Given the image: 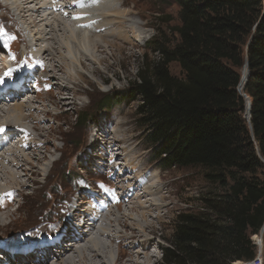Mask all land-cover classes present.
<instances>
[{"label":"rangeland","instance_id":"1","mask_svg":"<svg viewBox=\"0 0 264 264\" xmlns=\"http://www.w3.org/2000/svg\"><path fill=\"white\" fill-rule=\"evenodd\" d=\"M125 1L119 11L129 12L123 24L127 40L122 36L111 39L120 45L113 48L97 38L102 46L91 50L98 60L96 63L77 53L83 62V67L77 68L82 76L79 80L78 66L73 63L68 49L75 38L72 20L66 18L69 43H66L68 38L62 39L54 20L59 16H50V24L41 23L39 30L54 28L52 35L57 39L44 43V46L52 43L54 61L47 60L51 73L48 67L47 72H43L25 52L29 50L26 42L36 49L43 45L38 42L40 35L30 34L23 22L17 24L12 9L16 12L18 5H14L13 0H0V89L4 92L3 82L13 78L25 86L27 96L34 102V110L24 113L27 118L25 137H28L23 138V146L27 148H16L17 139L5 143V147L20 152L26 148L21 153L36 163V168L30 170V166L12 155L7 156L9 161L0 160V193L11 189L17 195L13 205L0 211V237L23 231L17 236L22 242L6 241L12 251L52 243L59 234L74 227L69 222L78 202L82 201L81 207L74 215L89 210L98 212L101 205L105 206L104 200H108L105 210L97 213L103 215L101 221L89 233L92 231L90 234L111 254L106 258L105 252L99 250L97 259H88L87 263L77 261L79 256L76 255V264H113L115 260H119L118 264H163V250L170 245L178 216L203 213L205 199L215 198L225 191L218 183L209 182L205 169L163 164L155 159L148 146L137 115L141 100L130 102L127 92L143 66L145 55L150 62L158 57L149 48L153 39L162 36L172 44L178 40L176 28L181 25L180 10L175 0ZM6 5L8 10L4 8ZM31 6L38 7V2ZM169 69L173 76L184 77L177 63H172ZM244 69L240 71L242 78L248 74ZM52 76L53 80H44ZM240 91L249 110V98L241 87ZM24 102L21 99L13 104ZM84 117L89 120L84 121ZM245 118L249 120L247 112ZM104 136H108L109 141L111 138L121 141L108 144ZM32 148L42 158L39 163ZM118 150L122 152L119 156L115 153ZM12 160L26 167L17 171L11 168ZM83 218L86 219L85 215L79 219ZM40 221L49 222L37 226ZM74 224L78 226L79 220ZM33 225L36 228L28 230ZM103 229L109 233L113 230L112 237L100 235ZM253 239L257 254L262 245L264 255V238L262 241L260 234ZM84 246L90 247L86 242L78 247Z\"/></svg>","mask_w":264,"mask_h":264},{"label":"trees","instance_id":"2","mask_svg":"<svg viewBox=\"0 0 264 264\" xmlns=\"http://www.w3.org/2000/svg\"><path fill=\"white\" fill-rule=\"evenodd\" d=\"M175 2L178 40L153 39L158 57L145 55L127 97L141 100L139 124L156 160L203 168L225 191L205 199L203 213L178 216L163 264L249 262L264 227V0ZM172 63L184 77L171 74Z\"/></svg>","mask_w":264,"mask_h":264},{"label":"bare ground","instance_id":"3","mask_svg":"<svg viewBox=\"0 0 264 264\" xmlns=\"http://www.w3.org/2000/svg\"><path fill=\"white\" fill-rule=\"evenodd\" d=\"M36 2H38V7H32L31 5L35 4ZM50 2L51 3H48L45 0L44 1L43 0H13V4L18 5L16 6V9H17L16 12H18V14H16V12L12 9L17 24L20 25L19 22H23L24 26L27 25L26 28L29 29L28 32L30 34L40 35V37H38V42L42 43L43 45L41 44L38 45L39 48L36 49L35 46L29 45L26 42L25 45L26 47H29V50L26 49L25 52L28 57L33 59L34 64H36V66L39 67L43 72H47V67L48 68L51 67L48 62L54 61V56L52 52L53 46L51 47L52 43L47 46H44V43L49 42V41L53 42V40H57L52 35L53 33L55 34L54 28H52L50 31H47V29L45 28H43L42 30H39V27H41V23H44L46 21L49 24L51 23L50 16L52 17L53 15L59 16L54 20L58 23L57 24L58 29L62 33V36H63L62 39L64 38L67 39L68 38L67 34L70 33L69 32L70 30H68L69 27L67 25L66 18H70L72 20L71 27H73V32L75 33V38L73 41L74 43L70 42V38L66 40V43L70 42L71 44V46H68V49L70 51V55H72L73 57V60H74L73 63L76 66H78L76 67V74L79 80L82 79V76L77 68L79 67L82 68L83 62L81 61V59H79V57H77L76 55L77 53H81V55L89 58V60L94 61L96 63L98 62V60L93 54H91L92 52L91 50L95 51V49H98L97 47L99 45L100 47L102 46V43H99L97 38H100L102 42L106 43L107 45L113 48L115 47L119 48L120 45L116 44L115 41H111V39L112 40L117 39L122 36L124 37V40H127V36L125 35L126 31L123 29L124 27L123 24L126 23V17H128L129 12L125 13V12L119 11V9L121 8V5L123 6L126 4L125 0H96V2H93V0H53V1L50 0ZM47 3L50 4L51 6L49 7ZM4 8L8 10L7 5L4 6ZM48 9H49V12H48ZM12 11L10 10V12ZM77 16H80L82 18L76 19L75 17ZM27 22H30V23L27 24ZM51 27H53V24H51ZM32 28H35V30H33ZM21 31H23V29ZM145 39L147 38L145 37ZM47 60L49 61L47 62ZM246 69L248 70V68ZM48 70H50V73H51V68ZM34 74L38 75L37 73H34ZM8 75L9 74H7V76ZM44 80L46 82L51 81L53 80V76L47 77ZM3 84L2 85L5 86L4 92L3 91L1 92V89H0V122H8V123H0V129L3 130V131H0V160L9 161L8 157L12 155L15 160H21V162H24L25 164L30 166V170L33 171V169L36 168L35 167L36 163H32V161H29L31 159L27 158L26 154H22L21 152H25L27 150L26 149L27 146L25 145L23 146V138L27 139L28 137V136L25 137L26 127H24V122L27 120V118L25 117L24 113L26 112V110H30V111L34 110L33 109L34 107L32 106L34 102L30 100L31 99L30 97L27 96L29 93L27 92V90H25V86H22L18 80L14 81L13 78H8L6 82L5 81L3 82ZM21 99H24L25 102L21 104L19 103L13 104L15 102L20 101ZM4 117H5V120L7 121L5 120L2 121ZM101 131L104 132L103 129H101ZM109 134L114 136L117 133L115 134L109 133ZM104 138L106 139L108 144H112V145L115 144L117 141L118 142L121 141V140H114L112 138H111V141H109L110 139H108V136L107 137L104 136ZM16 139L18 141L16 143V148L26 147L24 151L22 150L21 152L14 151V148L11 149L10 146H8L7 148L5 147V143H8V144L12 143ZM36 142L37 141H35V143ZM30 144L31 143H29V145ZM123 149L121 148L120 150L123 151ZM120 150L115 152L116 154H118L117 156H119L122 153V152L121 153L119 152ZM32 152H35L34 154L35 156H37L36 162L39 163L42 158L38 157V154L36 153L38 151L34 149ZM15 160H12L10 162L11 168H15L18 171L19 169H24V167H26L25 165H19L18 163L20 161L17 163V161ZM16 196L17 195L15 191L11 189L0 193V203H1L0 211L8 209L11 205H13L14 202L16 201V199H14L16 198ZM116 200H118V198H116ZM98 201L102 202L101 200H98ZM107 201L108 200H104L105 206L107 204ZM80 202L82 203V201ZM80 202H78L76 206H74L75 209L74 210L72 209L71 211L72 212L71 222L69 223H70V226L73 224L74 227H71L70 229H68L67 231L61 234L58 233L59 235L57 236L56 239H54V241H52V243L44 244L41 246L38 245L35 247L27 246V248L12 251L13 248H11V246H9L6 243V241H9V243L10 242L12 243V240H19V242H22V239H20L17 236H20L21 235L20 232H23V231L12 233L7 238L3 237V239H1L2 237H0V264H76L77 262L74 256L76 255L77 257L79 256V260L77 261L86 262L88 259H94L96 256H98L100 254L98 252L99 250H103L105 252L106 258L109 257V255L111 254V251L106 249L102 245V242H100L98 239L94 238L92 234H90L92 231L89 233L90 229L92 227L97 226L99 224V221H101L100 218H102L103 215H100L97 213L99 211L103 212L105 210V206L101 205L100 210H98V212L96 210L95 211L87 210L88 212L81 213L82 215H85L86 219L83 218L82 220H80L79 218L82 217L81 214L74 215V213L79 212L78 210L81 207ZM77 220H79V225L75 226L74 223ZM48 222L49 221H40L37 226L48 224ZM33 228H36V227L33 225V227L28 228V230H31ZM104 229L103 231H99L100 235L110 237L113 233V230L109 229L111 232L109 233L108 231ZM28 230H24V232ZM85 242L86 244H89L90 246L89 248H87L86 246L78 247L81 244H84ZM118 262L119 260H115L113 264H118ZM104 263L106 264V262ZM135 264H139V263L135 262Z\"/></svg>","mask_w":264,"mask_h":264},{"label":"water","instance_id":"4","mask_svg":"<svg viewBox=\"0 0 264 264\" xmlns=\"http://www.w3.org/2000/svg\"><path fill=\"white\" fill-rule=\"evenodd\" d=\"M245 68H248L247 63H246ZM247 79H248V78H246L245 80L242 79V82H241V86H240V87H241L243 93H244V88H245V84H246V82H247ZM250 110H251V105H249V110H247V114H248V118H249V120H250ZM263 234H264V227H263L262 232H261V240H262V241H263ZM259 247H260V248H259L260 251L262 252V251H263V246L260 245Z\"/></svg>","mask_w":264,"mask_h":264},{"label":"built area","instance_id":"5","mask_svg":"<svg viewBox=\"0 0 264 264\" xmlns=\"http://www.w3.org/2000/svg\"><path fill=\"white\" fill-rule=\"evenodd\" d=\"M235 264H239V263H235ZM240 264H264V255H263V252L260 251V253L257 254V256H256V258L254 260L249 261V262H243V263H240Z\"/></svg>","mask_w":264,"mask_h":264},{"label":"snow or ice","instance_id":"6","mask_svg":"<svg viewBox=\"0 0 264 264\" xmlns=\"http://www.w3.org/2000/svg\"><path fill=\"white\" fill-rule=\"evenodd\" d=\"M93 2H96V0H93ZM76 19H81L82 17H80V16H77V17H75ZM0 131H3L2 129H0Z\"/></svg>","mask_w":264,"mask_h":264}]
</instances>
